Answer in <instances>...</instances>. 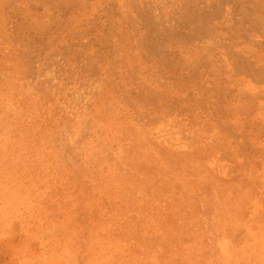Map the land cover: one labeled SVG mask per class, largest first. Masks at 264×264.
Masks as SVG:
<instances>
[{"label":"rangeland","instance_id":"374dc122","mask_svg":"<svg viewBox=\"0 0 264 264\" xmlns=\"http://www.w3.org/2000/svg\"><path fill=\"white\" fill-rule=\"evenodd\" d=\"M0 264H264V0H0Z\"/></svg>","mask_w":264,"mask_h":264}]
</instances>
